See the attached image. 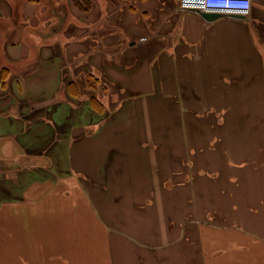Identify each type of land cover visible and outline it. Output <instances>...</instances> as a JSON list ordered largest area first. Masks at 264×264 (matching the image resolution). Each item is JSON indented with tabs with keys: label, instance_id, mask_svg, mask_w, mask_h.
<instances>
[{
	"label": "crops",
	"instance_id": "crops-1",
	"mask_svg": "<svg viewBox=\"0 0 264 264\" xmlns=\"http://www.w3.org/2000/svg\"><path fill=\"white\" fill-rule=\"evenodd\" d=\"M0 264H264V0H0Z\"/></svg>",
	"mask_w": 264,
	"mask_h": 264
},
{
	"label": "built area",
	"instance_id": "built-area-1",
	"mask_svg": "<svg viewBox=\"0 0 264 264\" xmlns=\"http://www.w3.org/2000/svg\"><path fill=\"white\" fill-rule=\"evenodd\" d=\"M178 2L183 10L242 16L249 15L252 6V0H178Z\"/></svg>",
	"mask_w": 264,
	"mask_h": 264
},
{
	"label": "water",
	"instance_id": "water-1",
	"mask_svg": "<svg viewBox=\"0 0 264 264\" xmlns=\"http://www.w3.org/2000/svg\"><path fill=\"white\" fill-rule=\"evenodd\" d=\"M201 14L207 19H214L218 17L219 15L218 13H215V12H203ZM239 16H242V15H239Z\"/></svg>",
	"mask_w": 264,
	"mask_h": 264
},
{
	"label": "rangeland",
	"instance_id": "rangeland-1",
	"mask_svg": "<svg viewBox=\"0 0 264 264\" xmlns=\"http://www.w3.org/2000/svg\"><path fill=\"white\" fill-rule=\"evenodd\" d=\"M223 112L225 113L226 111L223 110ZM228 112V111H227Z\"/></svg>",
	"mask_w": 264,
	"mask_h": 264
}]
</instances>
